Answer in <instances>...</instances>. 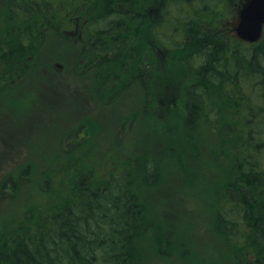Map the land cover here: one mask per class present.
<instances>
[{"label": "rangeland", "instance_id": "374dc122", "mask_svg": "<svg viewBox=\"0 0 264 264\" xmlns=\"http://www.w3.org/2000/svg\"><path fill=\"white\" fill-rule=\"evenodd\" d=\"M14 1L18 4L16 0H0V39L14 31L10 26L18 31L25 29L18 11L31 9V0H19L22 6L17 8L13 7ZM88 1L32 3L65 2L77 10L78 5ZM244 1L211 0L209 4L214 8L218 4L213 20H209L213 9L195 11V6L188 4L180 10L200 32L213 31V38L252 45L242 41L237 33ZM94 2L87 6L91 7L87 21L77 16V22L65 25V18L61 23L58 17L52 28L45 29L44 36L32 23L30 28L42 41L29 67L28 61L22 62L23 68L29 69L24 75L15 74L17 78L6 85L3 80L9 75L4 72L0 78V235L15 233L37 213L49 212L57 200L75 195L73 191L83 174L99 183L113 181L126 171L135 181L140 200H150L152 204L165 200L161 204L163 223L168 221L177 228L179 240L184 241L190 253L187 263L176 256L162 257L151 246L145 252V264H194L196 258V264H232L233 247L213 221V208L219 200L216 188L221 178L216 159L218 135L207 119L202 121L204 126L192 130L184 124L188 89L203 72L198 57L189 58L181 50L175 56L172 46L182 39L171 27L180 12L169 7L168 11L154 15L152 21L132 19L127 36L120 38L136 45L138 52L147 49V35L153 40L149 79L143 65L132 73L124 71L125 57L120 65L114 66L112 62L109 72L96 65L87 74L80 70L78 38L92 24L90 20H95L92 14L99 10L105 13L103 9L110 6V0ZM134 2L140 12L143 0ZM178 25L184 23L178 21ZM184 37V43L196 48V39ZM145 57L146 54L140 57L139 53L138 62L141 64L142 60L147 65ZM125 67L130 68L127 64ZM116 68L120 73L124 71L126 79L119 75L117 83L106 86V82L113 81L111 75ZM211 92L217 94V90ZM207 101L230 107L224 105L219 95ZM190 137L199 144L194 154L190 152ZM136 159L137 165L131 166ZM10 176L17 181L15 192L3 189Z\"/></svg>", "mask_w": 264, "mask_h": 264}, {"label": "trees", "instance_id": "16d2710c", "mask_svg": "<svg viewBox=\"0 0 264 264\" xmlns=\"http://www.w3.org/2000/svg\"><path fill=\"white\" fill-rule=\"evenodd\" d=\"M94 1L83 2L77 10L65 2L61 5L38 2L36 5L43 8L39 11L42 17L32 9L19 10V14L25 15L21 17L25 29L18 31L17 27L10 26L9 29L14 31L0 39V78L4 72L9 75L3 80L5 85L17 78L15 74L24 75L34 57L32 52L41 44V38L30 28L32 23H41L36 24V29L44 36L45 29L52 28L59 19L62 23L65 18V25L77 22L74 19L77 16L87 21V10H91L87 6ZM210 1L143 0V7L138 12L136 7L139 5L135 7L134 0H110L109 8L103 9L105 13L102 10L93 13L95 20H90L92 24L81 33L87 38L86 50L101 55L98 59L89 57L88 64V60L80 64V70L91 68L92 72V67L98 65L109 72L112 62L119 63L117 56L122 50L121 45L124 46L120 38L127 36L132 19L152 21L154 15L168 11L169 7L180 12L171 27L183 42H175L172 46L175 56L181 50L189 58L198 57L202 60L203 72L198 75L196 84L188 89L184 124L192 130L209 120V127L219 139L216 159L221 178L216 188L219 200L213 208V221L220 229L217 231L233 247L232 264H264V38L256 44L244 45L217 36L213 38V31L196 30L192 27V19L185 18L180 9L188 4L194 5L195 11L213 9L209 19L213 20L218 4L214 8ZM19 6V2L13 5ZM178 21L184 23V29ZM184 36L196 39V48L184 43ZM83 58L80 56V60ZM23 61H28L25 68ZM118 70L115 69L111 75L113 81L106 82V86L117 83L119 75L122 80L126 79L124 71ZM215 90L217 94L211 92ZM216 95L230 107L207 101L215 99ZM189 139L190 152L194 154L199 144L193 137ZM136 160L131 166L137 165L139 161ZM16 182L13 176L8 177L3 189L15 192ZM73 192L75 195L54 202V209L50 207L49 212L37 213L15 233H2L0 264H145V252L150 251L151 246L162 257L176 256L188 263L190 253L185 249L184 241L179 240L177 228L168 221L163 223L165 214L161 213V204L165 200L153 204L150 200H140L135 181L126 171L116 175L113 181L99 183L83 174Z\"/></svg>", "mask_w": 264, "mask_h": 264}, {"label": "flooded vegetation", "instance_id": "af4514ba", "mask_svg": "<svg viewBox=\"0 0 264 264\" xmlns=\"http://www.w3.org/2000/svg\"><path fill=\"white\" fill-rule=\"evenodd\" d=\"M9 1L10 0H8V2ZM16 1L19 2V0H16ZM32 1H35V0H31V5L32 6L30 8L34 11L35 14H38V16H39V11L41 9H43V8H41L40 6H37L35 4V2L32 3ZM19 3L22 6V3L21 2H19ZM19 16L24 17L25 15L23 13H20ZM39 17H42L41 14H40ZM36 24H39L40 25L41 23L38 22ZM147 37H148V40H149V44L147 45V49L146 50L143 49L142 52H140V51L138 52V47L136 45L135 46L134 45H131L130 42H126V41L123 42L124 43V46L122 47V45H121L122 50L120 51V53L118 54L117 57L120 59L119 60V63H120L122 57H125L127 59V61H129L127 63V65L130 68H126L124 71H127V70L129 71L130 70L129 72L132 73L134 70H136L138 68V66L143 65V66H146L145 69L147 71V76H148L149 67L152 69V66H151L152 65V62H151V59H150V51L153 50V47H154L155 44H154L153 40H151L148 35H147ZM86 39L87 38H85L83 36H79V38H78V40H79V42L81 44L80 56L85 57V59L83 58L82 60H79L80 61V64H82V65L85 64V60L90 59L89 57L96 59L99 55H101V53H99V52L98 53H93L91 51L86 50V45H85ZM120 41L122 42V40H120ZM36 44H38V43H36ZM35 50L36 51L32 52L34 55L38 53L39 47L37 49H35ZM139 53H140V57H143L144 54H146L145 59L148 61V64L147 65H146V63H142V60H140L141 61V64H140V62H138V59H139L138 58V55H139ZM118 58H116V60ZM88 63H89V60L87 61V64ZM115 66H117V63L115 64ZM25 72L26 71H24L23 73H25ZM83 73L90 74L91 73V68H85L83 70ZM131 73H130V76H132ZM148 79H149V76H148Z\"/></svg>", "mask_w": 264, "mask_h": 264}, {"label": "water", "instance_id": "95a60500", "mask_svg": "<svg viewBox=\"0 0 264 264\" xmlns=\"http://www.w3.org/2000/svg\"><path fill=\"white\" fill-rule=\"evenodd\" d=\"M264 27V0H249L241 11L237 29L239 37L249 43L258 42Z\"/></svg>", "mask_w": 264, "mask_h": 264}]
</instances>
